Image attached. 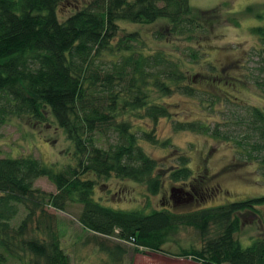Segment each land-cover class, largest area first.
I'll return each instance as SVG.
<instances>
[{"label": "trees", "instance_id": "obj_1", "mask_svg": "<svg viewBox=\"0 0 264 264\" xmlns=\"http://www.w3.org/2000/svg\"><path fill=\"white\" fill-rule=\"evenodd\" d=\"M65 1L0 0V125L9 115L45 123L49 113L73 147L77 162L75 167L68 164L57 170L31 155L0 158V264L7 258L27 256V264H70L60 247L55 218L46 209L65 211L72 204L81 206L77 222L84 231L114 236L133 245L134 250L190 257L198 264H264V234L246 248L235 238L247 214H260L258 207L264 197L183 213L148 205V213L143 209L117 210L95 198L98 182L111 177L144 185L151 196L161 192L165 175L172 183L189 179V158L176 154L177 149L161 162L150 158L140 140L163 149L172 144L157 141L149 132L139 138L128 118L154 123L170 119L169 111L152 100L153 95L158 101L174 94L197 97L208 111L222 102L217 94L185 85L195 64L209 66L207 54L192 42L198 36L209 37L210 27L218 23L214 11L195 10L190 0H89L60 20L58 8ZM121 23H161L154 38L174 50H143L138 32L123 30L119 35ZM250 32L257 38L260 48L255 51L263 62L264 26ZM180 38L186 42L183 50L176 43ZM211 67L213 71L215 67ZM256 70L253 84L264 94V64ZM218 79L220 75L214 81ZM250 113L247 118L234 116L235 125L244 128L236 137L232 131L218 129L210 135L236 142L247 151L248 161L262 167L264 109L253 108ZM173 130L209 135V127L201 119L195 123L176 121ZM171 160L177 165L167 168ZM40 178L52 183L55 192L34 188ZM207 179L206 173L191 177L199 184ZM193 183L190 190L197 194ZM214 190L220 192L214 186L209 192ZM21 210L24 216L14 226ZM188 229L198 234L201 246L180 247L178 253L164 250Z\"/></svg>", "mask_w": 264, "mask_h": 264}, {"label": "rangeland", "instance_id": "obj_2", "mask_svg": "<svg viewBox=\"0 0 264 264\" xmlns=\"http://www.w3.org/2000/svg\"><path fill=\"white\" fill-rule=\"evenodd\" d=\"M88 1H65L58 8L59 19H65ZM190 4L195 10L214 11L218 23L210 27L208 38L197 34V39L192 42L193 47L198 46L207 54L209 66L195 64L194 69L186 75L185 85L217 94L222 102L213 105L208 111L201 107L200 98L197 97L189 99L174 94L163 98V101H158L159 97L153 95L152 100L169 111L170 119L162 118L154 123L149 119L128 118L139 138L143 132H149L157 141L169 140L172 144L171 148L163 149L159 145L140 140L139 144L150 158L161 162L170 157L171 152L175 154L174 149H177L176 154L189 158L188 167L191 175L184 183H172L165 175L162 190L157 196L149 195L144 185L132 181L118 180L114 177L108 181L100 180L95 198H102V203L113 209L125 211L143 209L148 213L149 209L146 208L148 205L150 209H167L183 213L223 203L264 197V166L261 167L258 162L248 161L245 157L247 151L239 148L236 142H224L210 135L218 129L220 132L232 131L236 137L237 134L244 132V128L235 125L234 116L247 118L253 108L264 109V94L253 84V77L257 75L256 69L264 64V61L261 62L257 56L255 50L260 47L257 38L250 32L251 28L264 26V0H190ZM234 20L238 25H235ZM160 25L161 23L155 25L121 23L119 35H122L123 30L129 33L138 32L142 48L147 52L174 50L154 38V33ZM176 43L180 44V50L186 47V42L182 38L176 40ZM211 66L215 67L214 72L210 71ZM218 75L220 79L214 81ZM7 118V122L0 125V158L31 155L57 170L68 164L74 167L77 165L73 159L75 156L73 147L49 113L45 114V123H36L26 116L9 115ZM199 119L207 123L208 136L173 130L176 121L195 123ZM176 163V160H171L167 168L175 167ZM205 173L208 176L206 183L191 181L192 176ZM192 183L195 184L197 194L190 190ZM213 186L219 188L220 192L216 190L209 192ZM34 188L55 192L54 185L46 178L37 179ZM171 189L177 191L171 193ZM258 210L260 214L257 217L247 214L244 219L242 218V228L235 236L242 248L250 246L256 237L264 234V203ZM80 211L81 206L76 204L68 205L65 211L46 209V212L55 218L60 247L69 257L70 264H198L190 257L179 258L165 252L134 250L133 245L114 236H94L83 231L77 222ZM23 216L24 212L21 210L12 222L13 225L16 226ZM117 244L121 248H116ZM190 244L201 246L198 234L188 229L176 235L175 241L167 243L163 248L165 251L178 253L180 247H188ZM115 249L119 253H116ZM29 257L21 260L7 258L4 264H27ZM115 258L119 261H115Z\"/></svg>", "mask_w": 264, "mask_h": 264}, {"label": "water", "instance_id": "obj_3", "mask_svg": "<svg viewBox=\"0 0 264 264\" xmlns=\"http://www.w3.org/2000/svg\"><path fill=\"white\" fill-rule=\"evenodd\" d=\"M175 190L177 191V189H171V193H172L173 191H175Z\"/></svg>", "mask_w": 264, "mask_h": 264}, {"label": "flooded vegetation", "instance_id": "obj_4", "mask_svg": "<svg viewBox=\"0 0 264 264\" xmlns=\"http://www.w3.org/2000/svg\"><path fill=\"white\" fill-rule=\"evenodd\" d=\"M190 199V198H189ZM191 200V199H190Z\"/></svg>", "mask_w": 264, "mask_h": 264}, {"label": "crops", "instance_id": "obj_5", "mask_svg": "<svg viewBox=\"0 0 264 264\" xmlns=\"http://www.w3.org/2000/svg\"><path fill=\"white\" fill-rule=\"evenodd\" d=\"M84 231V230H83Z\"/></svg>", "mask_w": 264, "mask_h": 264}]
</instances>
